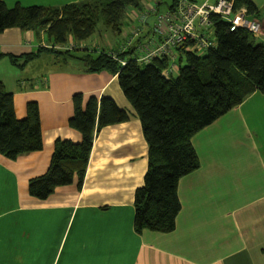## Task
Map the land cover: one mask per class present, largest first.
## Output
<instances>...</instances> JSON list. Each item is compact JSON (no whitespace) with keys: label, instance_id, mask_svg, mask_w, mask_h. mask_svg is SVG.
Segmentation results:
<instances>
[{"label":"crops","instance_id":"1","mask_svg":"<svg viewBox=\"0 0 264 264\" xmlns=\"http://www.w3.org/2000/svg\"><path fill=\"white\" fill-rule=\"evenodd\" d=\"M4 1L12 7L85 0ZM249 1L254 12L239 8L262 23V32L254 37L264 43V0ZM163 3L144 0L140 8L129 10L134 24L140 23L136 10L147 12L140 41L154 33L155 20L150 23L149 17L162 11ZM124 42H114L106 51ZM51 44L46 30L12 27L0 33V81L13 94L19 119L27 116L28 103L38 104L43 137L39 151L17 159L0 153V264H264V92L255 91L193 137L200 166L179 181L181 210L175 229L137 232L135 192L148 169V143L139 115L118 75L109 71L89 72L79 59L43 65L45 56H51L47 50L19 61L22 67L10 58ZM174 53L173 73L178 49ZM76 94L85 101L111 97L130 118L96 134L81 188L76 180L38 199L29 193V181L48 170L56 141H82L69 123Z\"/></svg>","mask_w":264,"mask_h":264},{"label":"trees","instance_id":"2","mask_svg":"<svg viewBox=\"0 0 264 264\" xmlns=\"http://www.w3.org/2000/svg\"><path fill=\"white\" fill-rule=\"evenodd\" d=\"M143 1L106 0L104 5L79 1L63 6L16 3L9 7L0 0V33L12 27L46 30L51 45L35 53L10 55L20 67L24 65L19 61L28 62L47 50L63 55L65 60H81L89 72L106 70L118 75L124 94L139 115L148 143V169L144 184L135 192V230L168 233L175 229L181 210L179 181L200 166L193 137L255 91L264 92V43L257 42L248 30L233 29L231 23L213 14L216 45L202 55L191 48L190 42L178 47L176 77L164 75L171 63L168 57L140 64L133 49L119 52L117 59L106 50L86 49L74 54L72 50L55 49V45L67 43L70 37L88 39L102 18L112 31L121 33L129 10L140 8ZM177 1L169 9H174ZM235 1L237 8L246 6L249 12L256 9L249 0ZM120 60H127V64L123 66ZM73 101L75 110L69 123L82 134V141H56L48 170L29 181V193L38 199H46L56 188L76 180L81 188L96 134L107 125L130 118L128 111L108 96H91L85 101L82 94H76ZM42 148L38 104L28 103L27 116L19 119L14 96L0 81V153L17 159Z\"/></svg>","mask_w":264,"mask_h":264},{"label":"built area","instance_id":"3","mask_svg":"<svg viewBox=\"0 0 264 264\" xmlns=\"http://www.w3.org/2000/svg\"><path fill=\"white\" fill-rule=\"evenodd\" d=\"M158 16L152 26L154 33L146 41H140L142 24H146L147 12H139L138 22L133 24L134 28L128 29L125 42L119 50L107 51L114 59L118 58L119 52L134 50V56L140 64H149L155 58L168 57L171 59L169 67L164 75L169 77L176 66V54L174 51L187 43H192V49L207 51L216 45L212 31L213 14L221 16L231 23L232 28L238 27L248 30L253 36L262 32V23L247 15L245 8L236 7L235 0H217L215 3H197L193 0H178L174 9L165 13H155ZM59 50H73L75 45L62 43L54 46ZM200 54V53H199ZM125 66L127 60H120Z\"/></svg>","mask_w":264,"mask_h":264},{"label":"rangeland","instance_id":"4","mask_svg":"<svg viewBox=\"0 0 264 264\" xmlns=\"http://www.w3.org/2000/svg\"><path fill=\"white\" fill-rule=\"evenodd\" d=\"M85 1H90V2H94L100 5H104L106 3V0H85ZM173 0H164V3L161 4V10L159 13H165L167 12V5L171 4ZM24 5V4H23ZM14 6V5H12ZM130 11H133V8L130 9ZM137 14L139 13L138 10H136ZM144 13V12H142ZM129 15V14H128ZM132 14H130L129 16L126 17L125 23L127 22V25L124 27L123 31L121 33H117L115 31H112L104 22V19L102 18L97 26V30L96 32L89 37L86 40H79L76 39L74 37H70L69 39V43H72L73 45H75L74 50H72V52L74 54H81L83 52V48L87 47L92 49L95 52L99 51V47L103 48L105 50L112 48L114 42H124L127 38L128 35V29H132L134 28V26H132ZM157 15H151L149 17L150 19V23L154 22V20L156 19ZM138 17V16H137ZM147 21V19H146ZM134 24V23H133ZM145 30V24H142V32H144ZM99 45V47L97 46ZM199 53L202 55L204 53H206V51H199ZM51 56H45V58L43 59V61L41 62V64L45 65L46 63H52L53 61L57 60V63L62 62L63 59V55H57L55 53L50 52ZM55 59V60H54ZM77 61L76 59H72L70 61ZM183 64V63H182ZM179 72V66L176 67L175 72L173 73V76L176 77L178 75Z\"/></svg>","mask_w":264,"mask_h":264}]
</instances>
